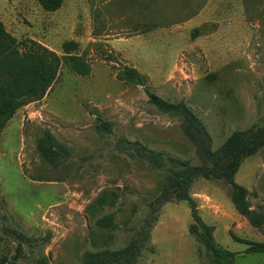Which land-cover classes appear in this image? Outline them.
I'll return each instance as SVG.
<instances>
[{
	"label": "rangeland",
	"instance_id": "rangeland-1",
	"mask_svg": "<svg viewBox=\"0 0 264 264\" xmlns=\"http://www.w3.org/2000/svg\"><path fill=\"white\" fill-rule=\"evenodd\" d=\"M0 17L18 40L60 54L65 41H78L92 68L83 76L63 66L46 96L0 133V259L19 251L13 230L24 236L19 264H78L86 251L129 244L166 182L131 144L200 163L180 118L148 91L190 105L213 149L264 123V0H65L52 12L38 0H0ZM125 65L146 85L118 79ZM100 117L111 133L99 130ZM48 129L71 151L60 167L37 147ZM236 181L264 212V149L245 159ZM191 194L216 241L239 252L236 264H264V253H245V240L264 242V229L238 212L226 182L198 178ZM110 214L115 227L97 223ZM192 223L187 201L163 204L137 264H207Z\"/></svg>",
	"mask_w": 264,
	"mask_h": 264
},
{
	"label": "trees",
	"instance_id": "trees-1",
	"mask_svg": "<svg viewBox=\"0 0 264 264\" xmlns=\"http://www.w3.org/2000/svg\"><path fill=\"white\" fill-rule=\"evenodd\" d=\"M38 1L45 10L52 12L59 10L65 0ZM79 47L78 41L67 40L60 54L32 38L20 41L7 30L0 17V133L20 108L46 96L63 66L83 76L91 73V64L78 53ZM117 78L138 85L147 83V76L130 65H125L117 73ZM148 93L151 102L159 110L180 118L181 129L194 145L200 163L195 164L189 159L150 149L138 142L132 143L130 149L134 155L166 172V182L157 197L149 203V213L143 224L134 229V235L127 246L115 250L86 251L78 264H137L149 249L152 229L158 221L162 205L169 201L189 203L193 217L190 232L206 255L207 264H236L239 252L229 250L216 241L215 227L202 218L191 191L196 180L201 177L226 182L238 212L254 227L263 230L264 212L252 207L250 190L236 181V174L246 158L264 149V123L233 131L220 147L213 149L208 128L190 105L185 101L166 100L151 91ZM99 119V130L111 133V123L101 117ZM37 147L41 156L53 167L64 165L71 156L69 147L60 142L49 129L39 138ZM113 220L114 215L110 214L99 218L97 223L102 227H115ZM9 230L6 229V232ZM14 231L12 236L19 241V251L12 259L7 256L1 258L0 264H19L22 240L18 238L24 236ZM245 243V253H264V242L245 240Z\"/></svg>",
	"mask_w": 264,
	"mask_h": 264
}]
</instances>
